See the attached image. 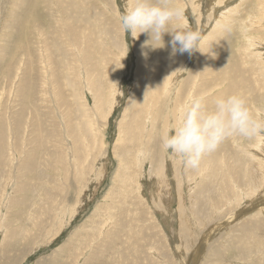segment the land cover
Here are the masks:
<instances>
[{"label": "rangeland", "instance_id": "1", "mask_svg": "<svg viewBox=\"0 0 264 264\" xmlns=\"http://www.w3.org/2000/svg\"><path fill=\"white\" fill-rule=\"evenodd\" d=\"M132 2L0 0V264H264V136L225 139L209 154L207 160L213 163L200 173H186L160 143L162 129L177 119L175 102L181 108L188 92L200 95L204 86L201 96L208 107L212 92L216 97L239 93L250 111L264 118V76L261 88L255 84L264 60V0H171L183 18L171 21L167 30L186 23L203 37L200 51L205 54L191 55H173L168 34L162 38L163 48L156 41L147 43L146 33L137 40L122 32L118 15ZM32 25L41 29L28 35ZM82 29L86 40L78 55L71 43ZM121 65L124 71L116 84L120 93L104 117L102 155L96 158L83 148L92 147L86 116L96 110L85 78L89 71L93 83L97 80L107 93ZM146 72L159 89L156 101L148 100L154 114L146 121L151 140L146 135L140 143L146 149L139 159L144 165L138 181L141 193L133 190L129 200L114 192L112 182L125 156L114 148L119 125L127 122L123 114L135 78ZM168 77L176 78L164 91ZM230 81L237 88L231 90ZM211 87L216 89L207 92ZM178 89L183 92L176 98ZM102 110L108 112L107 103ZM140 118L131 123L133 130ZM92 148H100L99 142ZM42 149L39 157L29 155ZM126 157L135 169L133 159ZM251 160L260 167L257 181L249 174ZM75 164H80L78 177ZM135 214L142 230L124 220ZM123 228L122 240L115 239Z\"/></svg>", "mask_w": 264, "mask_h": 264}, {"label": "clouds", "instance_id": "2", "mask_svg": "<svg viewBox=\"0 0 264 264\" xmlns=\"http://www.w3.org/2000/svg\"><path fill=\"white\" fill-rule=\"evenodd\" d=\"M182 18L181 9L172 6L171 0H133L132 5L118 15L121 31L133 39L146 33L147 43L156 41L163 47L162 38L168 34L173 55L201 52L203 37L199 31L192 30L186 23L177 24L171 32L167 30L171 21ZM205 100L201 95L191 96L179 109L175 123L170 122L160 137L164 152L181 166L193 170L229 137L251 140L264 136V118H257L250 111L241 94L216 97L211 107Z\"/></svg>", "mask_w": 264, "mask_h": 264}, {"label": "bare ground", "instance_id": "3", "mask_svg": "<svg viewBox=\"0 0 264 264\" xmlns=\"http://www.w3.org/2000/svg\"><path fill=\"white\" fill-rule=\"evenodd\" d=\"M47 1V0H46ZM192 1V0H191ZM262 1V0H261ZM128 2V1H127ZM129 2H130V0H129ZM258 3H259V0H258ZM130 5H131V3H130ZM260 5V4H259ZM258 5V6H259ZM64 6V5H63ZM68 6V5H67ZM66 6H64V8H65ZM72 7V6H71ZM129 7V6H128ZM261 7V6H260ZM38 8V7H37ZM78 8V7H77ZM258 8V7H257ZM32 9V8H31ZM72 9V8H71ZM69 10V9H68ZM72 10H75V9H72ZM235 9H233L232 10V12L234 11ZM61 11V10H60ZM199 11V10H198ZM260 11V10H259ZM264 11V10H263ZM262 11V12H263ZM74 12V11H73ZM258 12V11H257ZM261 12V13H262ZM68 13V12H67ZM71 14L70 15H72L73 13H72V11L70 12ZM221 13V12H220ZM229 13H230V11H229ZM229 13H227L228 15H231V14H229ZM264 13V12H263ZM27 14V13H26ZM61 14L64 16V13H62V11H61ZM227 14H225L224 15V17L221 19L220 18V20L218 21V22H216L217 24H216V29L220 26V24H221V22H223V21H225V19L227 18ZM233 14V13H232ZM258 14V13H257ZM40 15H41V13H40ZM76 15L77 16H79V14H77L76 13ZM220 15V14H219ZM260 14H258V16H259ZM264 15V14H263ZM52 16V15H51ZM72 17H75V16H72ZM90 17V16H89ZM50 18V17H49ZM76 18V17H75ZM81 19H83V18H80V20L79 21H81ZM91 20V18H88V20ZM61 20H63L62 18H61ZM84 20V19H83ZM83 20L81 21V22H83ZM260 20V19H259ZM263 20H264V17H263ZM262 20V21H263ZM60 21V20H59ZM85 21V20H84ZM261 21V22H262ZM64 22V21H63ZM69 22V21H68ZM186 22V21H185ZM260 22V23H261ZM37 24V23H36ZM68 24H70V23H68ZM85 25H87V23H84ZM89 24V23H88ZM182 24V23H181ZM65 25H67L66 23H65ZM64 25V26H65ZM213 25V24H212ZM223 25V24H222ZM75 26V25H74ZM257 26V25H256ZM40 27V29H41V25L39 26ZM39 27L38 26H34V25H32L31 26V30H29L28 31V35H32L33 34V31H34V33L37 31V30H39ZM71 27H73V26H71ZM223 27V26H222ZM57 28H59L58 26H57ZM67 28V27H66ZM78 29H80V28H78ZM77 29V30H78ZM86 29V28H85ZM85 29H82L77 35L74 33V35L76 36V38H75V40L71 43V48L76 52V53H78V55H80V54H82V53H80L79 51L80 50H82V46L83 45H85V44H83V43H81V41H84V39H85ZM215 29V30H216ZM59 31V30H58ZM72 31V30H71ZM56 32H57V30H56ZM75 32V31H74ZM205 32V31H204ZM55 33V32H54ZM42 34V33H41ZM69 34V36H70V34H71V32H69L68 33ZM220 34V33H219ZM43 35H45V34H43ZM42 35V36H43ZM67 37V36H66ZM165 37V36H164ZM70 38H71V36H70ZM246 38V37H245ZM256 38V37H255ZM254 38V39H255ZM257 39V38H256ZM255 39V40H256ZM259 39V38H258ZM86 40V39H85ZM88 40V39H87ZM137 40H140V37L138 36L137 37ZM260 40V39H259ZM258 40V41H259ZM28 41V40H27ZM42 41V40H41ZM100 41V40H99ZM58 42V41H57ZM42 43V42H41ZM260 43V42H259ZM43 44V43H42ZM261 44V43H260ZM161 45V44H160ZM219 45V44H218ZM255 45V44H254ZM145 46V45H144ZM162 46V45H161ZM251 46V48H252V44L250 45ZM158 47V46H157ZM168 47V46H167ZM81 48V49H80ZM86 48H87V46H86ZM164 48V47H163ZM90 49V48H89ZM92 49V48H91ZM137 49H140V47L139 48H137ZM142 49V48H141ZM246 49V48H245ZM166 51V50H165ZM146 52V51H145ZM144 52V53H145ZM242 52H243V50H242ZM138 53H140V52H138ZM194 53V52H193ZM142 55V54H141ZM79 57V56H78ZM88 58H90V57H88ZM169 58H171V57H169ZM258 58V57H257ZM79 59V58H78ZM87 59V58H86ZM156 59V58H155ZM65 60V59H64ZM85 61V60H84ZM87 61V60H86ZM151 62V61H150ZM260 62L263 64V65H259V67H260V70H258L259 71V73L261 72V75H258V73L257 72H255L254 70V72H253V74H256V75H258V79H259V83L257 82V80H256V82H255V84L258 86V87H262L261 85V82H260V77L261 76H264V60H262V57H261V60H260ZM87 63V62H86ZM156 63V62H155ZM221 64V63H220ZM138 65V64H137ZM228 65H229V63H228ZM140 66V65H139ZM119 67V66H118ZM122 69H121V71L118 73H116L114 76H113V79H112V84H117V81H118V79H119V76H120V74L124 71L123 70V67H122V65L120 66ZM144 68H146V66H144ZM228 68V67H227ZM139 69H140V67H139ZM220 69V68H219ZM223 69H226V68H223ZM255 69H256V67H255ZM183 70V69H182ZM91 71V70H90ZM140 71V70H139ZM174 72H175V70H174ZM227 72V71H226ZM199 73V72H198ZM201 73V72H200ZM93 74V73H92ZM205 74V73H204ZM151 75V74H150ZM149 75V72L147 73L146 72V75H144V76H142V73H141V75L139 74V76H137L136 78H135V82H134V90H133V92L130 94V99H129V101H128V103H127V105H126V109H125V111H124V114H123V118H126L127 119V122L125 123V125H122V124H120L119 125V134H118V139H117V142H116V148H114V152H116V150H119V149H122L123 151V153L125 154V156L123 155V156H121V161H119V163H118V165L119 166H121V169H118L117 171H116V174H115V177H114V179H113V182H112V184L116 187V189L117 190H114V192H115V194H117V195H122V196H128V199L130 200V198H131V195H132V193L135 191V193L136 194H138V195H140V193H141V186H140V184L138 183V181L140 180V177L142 176V170H143V161H140L139 159H140V157H142V155H145V153H144V151L146 150V149H144V148H142V147H140V143L143 141V140H146V138L148 137L149 138V140H151V135H152V130L151 131H148L147 129H146V126H147V117L149 118V116L151 117L152 115H154V114H150V112H149V110H151V113H153L152 112V105L151 104H149V102H148V100H152L153 98H154V100L156 101V97H155V95H156V87L159 85H157V81L156 80H154L155 78H154V76H150ZM177 75H178V73H177ZM214 75V74H213ZM174 76V75H173ZM201 76V75H200ZM95 77V76H94ZM226 77H227V75H226ZM174 78H176V77H173L172 78V80L171 79H169V77L168 78H166V81H165V83H164V85H163V90L165 91V89H169V88H171V83L173 82V80H174ZM87 81H88V83H89V88H90V91L93 93V98H94V108L96 109L95 110V112H94V114H91V116L89 115V114H87V116L86 115H84V116H86V120H87V132L91 135L90 137H89V142L92 140L93 142H92V147H94L95 145H96V143L97 142H99V146H100V148H98V149H93L92 147H91V145H88V147L89 148H87L86 146H83V148H84V150L87 152V155H89L90 153H93V154H96V158L97 157H100L102 154H100V150H102V145H103V141H102V139H101V133H102V128L104 127V117H105V115H108V114H110L111 113V111H112V107H111V105H113V108L115 107V104H116V102H115V98L118 96V94L120 93V88H119V85H113V90H108V92L106 93L104 90H102V87H101V83L100 84H96V82H97V80L93 83V81L91 80V74L89 73V71H88V74H87V76H86V78H85ZM241 79V78H240ZM177 80V79H176ZM237 81V80H236ZM240 81V80H239ZM176 83V82H175ZM174 83V84H175ZM161 84V83H160ZM230 89L232 90V89H234L235 87L237 88V86H236V83H234L233 81H230ZM184 85V84H183ZM104 86V85H103ZM162 86V85H161ZM117 87V88H116ZM175 87V86H174ZM184 87V86H183ZM200 87V86H199ZM85 88V87H84ZM104 88V87H103ZM158 89H159V87H157ZM184 88H187V87H184ZM228 88V87H227ZM176 87L173 89V93H175L176 92ZM183 89V88H182ZM216 88H212L211 87V89H210V91H207V92H212V91H214ZM175 90V91H174ZM206 89H205V86H204V89H203V87L201 88V91H198L199 93H200V95H202L203 93H204V91H205ZM167 91V90H166ZM190 91V90H189ZM178 92H183V90H181V89H178V91H177V93H176V98H178L179 97V95L180 94H178ZM206 92V93H207ZM218 92V91H217ZM220 92V91H219ZM185 93V92H184ZM215 92H212V97H213V101H214V99H215V97H216V95L214 94ZM186 94V93H185ZM195 93H193V95H194ZM219 94V93H218ZM227 94V93H226ZM226 94H224V95H226ZM245 94V93H244ZM164 95V94H163ZM189 97H191L192 95H191V93H189L188 92V94H186L185 96H184V99L181 101V103H183L184 101H185V98L187 99V97L188 96ZM249 95V94H248ZM187 96V97H186ZM106 97L108 98L107 100H106ZM181 98V97H180ZM112 99H113V104H112ZM100 100L102 101V102H100ZM134 100V101H133ZM160 100V99H159ZM174 100V99H173ZM132 101V102H131ZM155 101L153 102V104H156L155 103ZM186 102V101H185ZM184 102V103H185ZM100 103V104H99ZM102 103V104H101ZM107 103V105H108V112H106V114L103 112V108H104V105ZM173 103V102H172ZM212 104V103H211ZM172 105V104H171ZM210 105V104H209ZM180 106H181V104H180V101H176L175 102V104H174V110H173V116H174V114L176 115V112H177V110H178V108L180 109ZM183 106V105H182ZM164 107V106H163ZM172 107V106H171ZM107 108V107H106ZM153 108H154V106H153ZM155 108H157V107H155ZM259 109V108H258ZM94 110V109H93ZM107 110V109H106ZM91 111V110H90ZM105 111V110H104ZM144 111H146V115H143L142 113L144 112ZM254 111V110H253ZM164 112V111H163ZM91 113V112H90ZM178 113V112H177ZM86 114V113H85ZM130 114V115H129ZM93 115H95L96 116V121L97 122H95V118L93 117ZM145 116V117H143V116ZM178 115V114H177ZM260 116V115H259ZM139 117H141L140 119H139V121H138V123H137V128H134V130H133V127H131V123H134V121H135V119L136 118H139ZM264 117V116H263ZM176 118V116L174 117V119ZM85 119V118H84ZM83 119V120H84ZM150 119H153V117H151ZM81 120H82V118H81ZM81 122V121H80ZM106 123V122H105ZM129 123V124H128ZM142 123V124H141ZM175 123V122H174ZM128 124V125H127ZM79 126V125H78ZM85 126V125H84ZM168 127V126H167ZM131 128H132V130H131ZM155 129V128H154ZM166 128H163L162 129V131H164ZM132 131H133V133H132ZM105 134V133H104ZM132 134V135H131ZM146 135H147V137H146ZM102 136H104V135H102ZM98 137H100L99 138V140H97L98 139ZM84 141V140H83ZM82 141V142H83ZM132 141H136L137 143H138V145H132V146H129L128 147V145H127V143H130V142H132ZM86 143H81V145H85ZM121 144H123L124 146L123 147H121L122 145ZM262 144V143H261ZM119 145H121V146H119ZM102 146V147H101ZM152 148H154L155 149V147H151V149ZM39 149V147H36L35 148V150H38ZM104 149V148H103ZM150 149V148H149ZM35 150H33L29 155H31V156H33V158H35V157H39V155L40 154H44L45 153V149H42L39 153H37L36 152V154H35ZM156 150H158L159 151V149H156ZM162 150V149H161ZM97 151V152H96ZM152 151V150H151ZM147 152V151H146ZM157 152V151H156ZM155 152V153H156ZM75 153V152H74ZM157 154H159V153H156V155ZM163 154V153H162ZM48 155V154H47ZM47 155H46V157H47ZM129 156L130 157V159H133V161H134V166H135V169L133 168V166L131 165V162H130V160L129 159H127V157L126 156ZM158 156V155H157ZM213 156V155H212ZM260 156V155H259ZM49 157V156H48ZM210 156L209 155H207L202 161H201V165H203V167L202 168H199L198 170L197 169H195V172H197V173H200V172H203V171H205L209 166H210V163H211V161L212 160H210V162H209V160H207V158H209ZM261 157H263V156H261ZM120 158V157H119ZM145 158V157H144ZM39 159V158H38ZM91 159H93V157H91ZM211 159V158H210ZM212 159H214V156L212 157ZM145 160V159H144ZM177 161V160H175V159H171L170 158V161ZM53 161V160H52ZM252 161V160H251ZM161 162V161H160ZM252 162H254V163H251L250 164V167H251V171H250V177L252 178V179H254V180H258L257 179V174L259 173V169H260V167H258L257 165H259V164H257V161L255 162V160H253ZM213 163V162H212ZM211 163V164H212ZM226 163V162H225ZM224 163V164H225ZM160 164V163H159ZM162 164V163H161ZM177 164H178V166H180V163H179V161H177ZM24 165H27V162H26V164H24ZM214 165V164H213ZM32 166V165H31ZM225 166H226V164H225ZM137 167H138V169H137ZM264 167V166H263ZM74 169H75V174H76V177H78V174H77V172H78V169H80V164L79 165H77V164H75L74 165V167H73ZM153 168V167H152ZM189 168H186V173H187V170H188ZM32 170V167H31V169H30V171ZM159 170V169H158ZM226 170V169H225ZM24 171H29V167H27V168H24ZM160 171V170H159ZM260 171H262V170H260ZM73 172V171H72ZM225 172V171H224ZM263 172V171H262ZM185 173V174H186ZM74 174V175H75ZM208 174V173H207ZM227 174V173H226ZM248 174V175H249ZM260 174V173H259ZM123 176V177H122ZM187 176H189L190 177V175H187ZM221 176V175H220ZM229 176V175H228ZM227 176V177H228ZM157 177V176H156ZM260 177H262V176H260ZM259 177V178H260ZM224 178H225V176H224ZM158 179V178H157ZM186 179H188V178H186ZM244 179H246V178H244ZM159 180V179H158ZM163 180H164V178H163ZM165 181V180H164ZM260 182V181H259ZM251 183V182H250ZM257 183V182H256ZM255 184V183H254ZM134 190V191H133ZM249 191H250V188L248 189ZM255 190V189H254ZM117 191V192H116ZM240 191V190H239ZM112 196H113V194H112ZM117 201V200H116ZM125 203V201H123V204ZM119 204V203H118ZM139 205V204H138ZM128 207H130V206H127V208ZM142 208V207H141ZM121 210H124V208L122 207V208H120ZM129 211V209L127 210V213H130V212H128ZM115 212V211H114ZM134 212V211H133ZM105 219V218H104ZM109 220V219H108ZM125 221H127V222H131L130 224H129V227L131 226V227H136V226H138V229L139 230H142V228L144 227V226H142L141 225V222H140V219H137V216H136V214H135V217L132 219V215L129 217V219H124ZM143 220V219H142ZM105 221V220H104ZM184 221H186V220H184ZM108 222V221H107ZM106 222V223H107ZM147 223H148V221H146ZM109 223V222H108ZM101 224V223H100ZM127 224V223H126ZM150 224V223H149ZM101 226V225H100ZM107 226V225H106ZM140 227H141V229H140ZM2 230V229H1ZM123 230H126L125 228H123L122 230H119V231H117V234L115 235V239H119L122 235H121V233H122V231ZM127 231H130V233H131V230L130 229H127ZM99 233V232H98ZM134 233V232H133ZM188 233H190V232H188ZM132 234V233H131ZM125 235V234H124ZM90 236H92V235H90ZM135 237H136V239H137V236L135 235ZM87 238V237H86ZM114 239V240H115ZM135 239V240H136ZM93 240V239H92ZM119 240H122V238H120ZM123 241H124V238H123ZM131 240H129V242H130ZM138 241V240H137ZM139 242V241H138ZM123 244V243H122ZM124 244H125V241H124ZM113 245V244H112ZM16 247V246H15ZM125 247V246H124ZM128 247V246H127ZM112 248V247H111ZM152 248V247H151ZM130 249H131V247H130ZM136 249V248H135ZM149 249V248H148ZM17 250V249H16ZM10 251V252H9ZM9 253H11V251H12V249L10 250V248H9ZM14 251V250H13ZM16 252V251H15ZM5 254H6V252H5ZM8 254V253H7ZM122 256V255H121ZM120 256V257H121ZM122 258V257H121ZM117 260V259H116ZM122 261V260H121ZM124 263V262H123Z\"/></svg>", "mask_w": 264, "mask_h": 264}]
</instances>
